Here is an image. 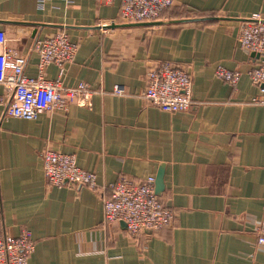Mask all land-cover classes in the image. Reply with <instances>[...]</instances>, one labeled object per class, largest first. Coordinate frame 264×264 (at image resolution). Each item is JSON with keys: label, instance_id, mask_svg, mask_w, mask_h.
Instances as JSON below:
<instances>
[{"label": "crops", "instance_id": "1", "mask_svg": "<svg viewBox=\"0 0 264 264\" xmlns=\"http://www.w3.org/2000/svg\"><path fill=\"white\" fill-rule=\"evenodd\" d=\"M120 1L0 0V30L38 76V40L59 32L78 45L63 85L86 83L90 107L0 124V233L29 231V264H264V106L248 75L258 56L238 44L264 0H175L155 22L126 23ZM189 68L190 110L168 114L142 95L153 64ZM218 67L238 71L233 87ZM58 79L55 64L45 71ZM124 89L123 94L115 88ZM1 96V90H0ZM2 109H0V116ZM74 155L99 186L154 177L172 226L131 236L104 223V192L52 187L43 153Z\"/></svg>", "mask_w": 264, "mask_h": 264}, {"label": "built area", "instance_id": "2", "mask_svg": "<svg viewBox=\"0 0 264 264\" xmlns=\"http://www.w3.org/2000/svg\"><path fill=\"white\" fill-rule=\"evenodd\" d=\"M73 0H69L71 3ZM112 4L115 0H100ZM120 19L126 23L155 22L163 13L172 8L175 0H119ZM9 39L0 30V124L9 118L36 120L41 114L65 110L71 104L90 107L94 93L86 83L75 87H65L66 66L70 65L78 52V45L72 43L65 32L38 40L34 50L38 54V76L25 75L27 58L8 45ZM240 48L258 56V63L248 73L251 82L260 93L252 99V104L264 106V18L254 14L244 20L239 36ZM55 64L60 69L58 79L46 78V68ZM216 76L236 87L241 74L218 67ZM146 88L143 99L172 114L185 112L193 105V76L189 68L171 65L167 62L148 67ZM115 93L123 94L120 86ZM43 172L52 187H87L104 192V223L122 221L131 236L152 234L174 223L173 211L165 206L156 188L154 177L140 183L121 180L117 184L101 187L95 174L81 169L74 155L54 150L43 153ZM257 243L264 245V222L255 229ZM35 251V242L29 231L19 236L0 233V264H29Z\"/></svg>", "mask_w": 264, "mask_h": 264}]
</instances>
